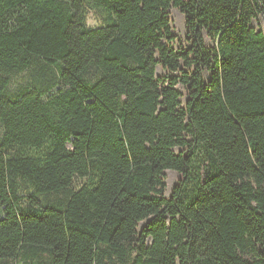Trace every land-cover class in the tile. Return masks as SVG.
<instances>
[{"label":"trees","instance_id":"trees-1","mask_svg":"<svg viewBox=\"0 0 264 264\" xmlns=\"http://www.w3.org/2000/svg\"><path fill=\"white\" fill-rule=\"evenodd\" d=\"M0 129V264H264V0H0Z\"/></svg>","mask_w":264,"mask_h":264},{"label":"rangeland","instance_id":"rangeland-1","mask_svg":"<svg viewBox=\"0 0 264 264\" xmlns=\"http://www.w3.org/2000/svg\"><path fill=\"white\" fill-rule=\"evenodd\" d=\"M87 25L90 27H97L100 26L103 23V18L101 16V13L96 12L95 10H89L87 13ZM169 18H170V24L172 28V34L175 37L174 42L172 43L173 47L175 49L179 48H186L188 46V35L186 31V20L184 14L177 8H171L169 12ZM207 44L211 45L210 41L207 40ZM165 71L159 66L157 69V74L162 75ZM36 73L32 72H25L19 75H16L13 83L11 85V88L13 90L21 87L22 85L29 84L33 81V76ZM58 72L56 69H53L52 72L49 74L50 77H54L57 75ZM1 132V129H0ZM178 151V149H176ZM179 173L175 170H166L165 171V184H166V194L169 195L172 191L175 184H177L179 180ZM0 214H1V208H0ZM141 227H139V230ZM9 264H20L11 262Z\"/></svg>","mask_w":264,"mask_h":264}]
</instances>
